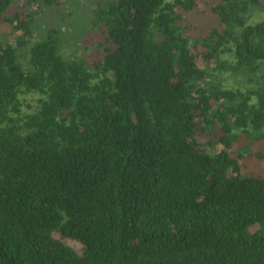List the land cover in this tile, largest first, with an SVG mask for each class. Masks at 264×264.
I'll list each match as a JSON object with an SVG mask.
<instances>
[{
    "label": "trees",
    "instance_id": "trees-1",
    "mask_svg": "<svg viewBox=\"0 0 264 264\" xmlns=\"http://www.w3.org/2000/svg\"><path fill=\"white\" fill-rule=\"evenodd\" d=\"M197 4L103 0L101 62L51 29L24 65L31 24L0 33V264H264V176L198 140L218 121L225 147L264 141V0L219 1L202 38L182 23Z\"/></svg>",
    "mask_w": 264,
    "mask_h": 264
},
{
    "label": "rangeland",
    "instance_id": "rangeland-1",
    "mask_svg": "<svg viewBox=\"0 0 264 264\" xmlns=\"http://www.w3.org/2000/svg\"><path fill=\"white\" fill-rule=\"evenodd\" d=\"M174 0H168L173 2ZM221 0H198L197 6L185 13L183 24L202 38L209 34L213 27L217 26V19L211 11V7ZM51 6L42 0H17L8 10L5 17L0 20V33L15 43L23 32L16 28L18 19L26 20L31 24L35 36L19 55L23 64H28L29 50L33 43L43 38L48 30H56L61 39V52L66 59L85 57L91 61L101 62L110 46L107 36L98 25L94 24V11L103 3V0H58ZM183 12L182 9H178ZM249 18L250 23L264 20V5L253 11ZM114 48V47H113ZM264 76V74L260 75ZM215 78L221 82L224 88L232 90L255 89L257 84L243 77L231 75L228 72L219 71ZM256 99L253 98L252 103ZM223 135L221 123L215 122L212 128L199 134L198 140L206 146L208 151L224 149L244 163L248 173L264 176V141H256L246 137L236 129L229 147L221 144ZM66 243L76 249L82 250V245L76 241L66 240Z\"/></svg>",
    "mask_w": 264,
    "mask_h": 264
}]
</instances>
